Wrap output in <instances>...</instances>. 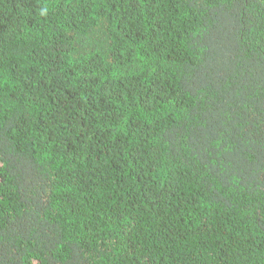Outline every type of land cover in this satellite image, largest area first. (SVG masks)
Segmentation results:
<instances>
[{"label": "trees", "instance_id": "obj_1", "mask_svg": "<svg viewBox=\"0 0 264 264\" xmlns=\"http://www.w3.org/2000/svg\"><path fill=\"white\" fill-rule=\"evenodd\" d=\"M0 264H264V0H0Z\"/></svg>", "mask_w": 264, "mask_h": 264}]
</instances>
